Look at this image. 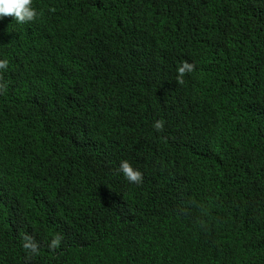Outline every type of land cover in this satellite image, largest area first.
Returning <instances> with one entry per match:
<instances>
[{
  "label": "trees",
  "instance_id": "trees-1",
  "mask_svg": "<svg viewBox=\"0 0 264 264\" xmlns=\"http://www.w3.org/2000/svg\"><path fill=\"white\" fill-rule=\"evenodd\" d=\"M40 1L37 26L0 18V239L24 219L48 236L45 252L60 244L61 259L40 264H264V0ZM52 35L63 49L54 60L44 48ZM56 98L64 119L49 112L47 145L34 157H45L66 120L80 125L106 104L93 139L85 120L83 139L54 162L66 176L73 154L96 176L92 193L71 179L66 217L29 211L44 178L18 153L24 127L35 132L37 104ZM118 125L137 143L131 162L167 166L147 189L127 187L118 172ZM234 135L261 151L258 165L235 161ZM163 189L176 196L167 212L146 205ZM34 257L19 252L15 264Z\"/></svg>",
  "mask_w": 264,
  "mask_h": 264
},
{
  "label": "clouds",
  "instance_id": "clouds-1",
  "mask_svg": "<svg viewBox=\"0 0 264 264\" xmlns=\"http://www.w3.org/2000/svg\"><path fill=\"white\" fill-rule=\"evenodd\" d=\"M44 13L43 3L40 0H0V18L5 16H12L18 23H26L27 28L37 26L40 22L36 21ZM35 22V23H34ZM34 23V24H33ZM46 52L52 53L53 60L60 57L63 49L57 45L53 39V35L50 42L44 46ZM58 55V57H56ZM8 61L6 59L0 60V70L6 69ZM192 66L185 64L179 69V73L183 75L185 69L191 71ZM55 100L50 99L44 103L37 104L36 115V127L34 134L30 135L26 133L24 127L21 137V149L18 151L21 157L29 160L36 161L42 168L40 173L44 180L40 183L38 194L31 204L29 209H38L48 214L56 215L58 217H66L68 207L71 209V204L67 200V191L71 187V179L76 180V183L81 186L82 189H86L89 193L94 191V173L80 165L75 163V155L69 154L68 166L66 167V176L64 172L58 168L54 171V162L60 155V161L63 156L66 146L74 141V139H83V123L86 120V130L88 133V139H93L92 133L94 132L93 121L99 115H102L106 109V104L103 105V98L99 100L97 105L87 110L82 117L80 125L76 123L65 121L63 127L59 130L58 136L52 146L47 147V154L44 158L34 157V153L41 147L42 144L47 145L48 130L51 127V123L48 119V114L53 111L59 118H63V113L66 108V103L62 104ZM154 128L160 131L165 128L162 121H156ZM118 130L114 131L111 138L112 148L105 142V146H108L115 154L116 159L119 162L118 172L122 176L125 184L129 188L134 190L147 189V180H153L155 178L157 170L164 169L167 166H163L159 162V166L155 171L148 172L137 166L129 159L135 151L137 146L136 141L131 145L130 137L128 133L123 130L124 126H116ZM177 135L176 132H174ZM185 135V134H182ZM68 138V139H67ZM66 139V141H64ZM64 141V142H62ZM206 143L213 146L215 154L219 158V153L216 149L218 142L212 141L208 138ZM232 152L234 154L235 161L242 164H248L249 166H256L261 161V151L252 144L243 141V139L230 138ZM158 146H163L167 153L173 152L174 144L168 137H160ZM143 151L146 148H142ZM98 190H101V186H97ZM176 186L173 187V189ZM168 189H163L158 196V200H148V206H155L161 212H167L168 208L175 206L176 196L173 193H168ZM83 197L87 196L86 191H78ZM108 192L112 196L120 198L122 196L120 189H112L108 187ZM48 247V236L46 237L41 229L30 221L20 219L11 224L10 230L6 235V238L0 239V264H15L17 263L18 253H34L35 257L30 260H25L23 263L40 264L42 261L61 259L62 252H60V244L56 241L55 244L49 245L51 248L45 252ZM22 263V264H23ZM48 264V263H46Z\"/></svg>",
  "mask_w": 264,
  "mask_h": 264
},
{
  "label": "bare ground",
  "instance_id": "bare-ground-1",
  "mask_svg": "<svg viewBox=\"0 0 264 264\" xmlns=\"http://www.w3.org/2000/svg\"><path fill=\"white\" fill-rule=\"evenodd\" d=\"M31 35H32V33H30ZM33 37V36H32ZM84 77V76H83ZM112 113H114V112H112ZM30 217V216H29ZM34 218V217H33ZM97 229V228H96ZM51 243V242H50ZM52 244V243H51Z\"/></svg>",
  "mask_w": 264,
  "mask_h": 264
}]
</instances>
